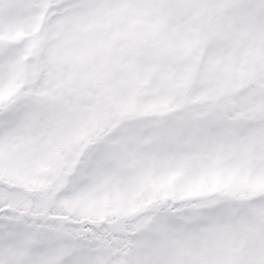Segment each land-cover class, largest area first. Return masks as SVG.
<instances>
[{
  "label": "snow or ice",
  "instance_id": "1",
  "mask_svg": "<svg viewBox=\"0 0 264 264\" xmlns=\"http://www.w3.org/2000/svg\"><path fill=\"white\" fill-rule=\"evenodd\" d=\"M0 264H264V0H0Z\"/></svg>",
  "mask_w": 264,
  "mask_h": 264
}]
</instances>
